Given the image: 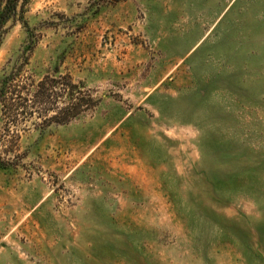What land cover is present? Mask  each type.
I'll return each mask as SVG.
<instances>
[{
    "label": "rangeland",
    "instance_id": "1",
    "mask_svg": "<svg viewBox=\"0 0 264 264\" xmlns=\"http://www.w3.org/2000/svg\"><path fill=\"white\" fill-rule=\"evenodd\" d=\"M25 19L0 45V264H264V0Z\"/></svg>",
    "mask_w": 264,
    "mask_h": 264
},
{
    "label": "trees",
    "instance_id": "2",
    "mask_svg": "<svg viewBox=\"0 0 264 264\" xmlns=\"http://www.w3.org/2000/svg\"><path fill=\"white\" fill-rule=\"evenodd\" d=\"M29 3L30 0H0V45L8 31L17 23L28 25L25 13L28 10ZM29 42L33 43L30 39ZM9 78H5V82Z\"/></svg>",
    "mask_w": 264,
    "mask_h": 264
}]
</instances>
